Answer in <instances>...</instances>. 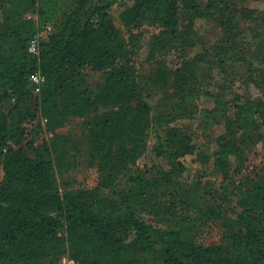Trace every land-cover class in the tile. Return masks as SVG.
<instances>
[{
  "label": "trees",
  "instance_id": "obj_1",
  "mask_svg": "<svg viewBox=\"0 0 264 264\" xmlns=\"http://www.w3.org/2000/svg\"><path fill=\"white\" fill-rule=\"evenodd\" d=\"M118 1L0 0V264H58L65 253L77 264H264V177L244 183L231 165L248 143L264 138V70L246 60L250 39L264 36V9L240 0H128L120 13L128 32L147 19L161 27L148 43L155 66L145 77L111 13ZM199 20L222 35L205 40ZM47 25L52 30L33 54L30 42ZM130 42L138 43L137 34ZM172 47L183 56L176 67L158 59ZM37 70L45 77L39 92L31 83ZM90 71L103 72V80L87 84ZM237 81L256 84L259 95L240 94L233 103ZM203 95L216 102L226 126L214 153V171L226 181L211 193L181 181L184 157L208 159L180 123L193 118ZM70 116L85 117L88 161L100 172L93 189H61L57 169L75 166L77 157L73 138L56 130ZM154 125L166 130L149 147ZM44 132L52 135L36 144ZM144 155L146 164L131 171L130 197L170 228L110 189ZM189 220H220L229 243L198 242Z\"/></svg>",
  "mask_w": 264,
  "mask_h": 264
},
{
  "label": "rangeland",
  "instance_id": "obj_2",
  "mask_svg": "<svg viewBox=\"0 0 264 264\" xmlns=\"http://www.w3.org/2000/svg\"><path fill=\"white\" fill-rule=\"evenodd\" d=\"M240 2L252 8L264 9V0H240ZM131 4L132 2L128 0H119L111 8V13L117 19L118 26L121 27L125 33V38L129 42L128 47L133 52L132 56L135 59L139 72L145 77H149L152 73V68L155 66V61L153 62L149 57L148 43L152 35L157 34L161 30V27L152 19H147L144 20L140 26L130 27L128 32V29L120 19V13L126 6ZM184 17L185 18L182 20V30L185 29V25L188 23L187 15ZM197 28L200 33L203 34L205 40H209L210 42H214L222 35L221 28L215 27L205 20H199L197 22ZM131 34H137L138 43L136 45H134L133 42H130ZM249 36L252 35L250 34ZM197 50H199L198 47L193 50L191 54ZM182 57V53L179 52L176 47H172L171 50L158 57V59L161 61L166 60L170 66L176 67L180 64ZM246 60L259 70H264V36L261 35L260 37L250 39L249 51L246 53ZM85 77L87 84H95L103 80L104 73L90 71L85 73ZM211 85H213V82ZM212 87L214 90L217 89L220 91L221 89L219 84L213 85ZM231 90L233 94L229 95V98H231L233 103L235 102L236 97L240 94L255 97L259 95L260 92V89L256 84H248L245 81H237L232 85ZM150 101L154 107V112L161 110V107L155 105L156 100ZM216 106V102L212 98L203 95L197 102L193 118L180 121L183 126H187L194 134H196V144L198 147L197 153L205 152L208 154V159L204 162L197 156V154L184 157L187 171L184 173L181 181L185 182V185H190L197 181L196 184L203 193H211L214 190H217L221 183L226 181L223 174L214 171V153L218 148L217 138L226 131L224 116ZM230 106L233 107V105ZM228 110L231 111L232 109L228 108ZM84 118L85 117L82 116H70L67 121L56 130L59 134H66L73 138L74 146L71 147V152L77 157L75 166L70 167L69 164L61 165L57 169L61 189L64 192L75 189H93L99 184L100 172L96 167L89 164L88 143L81 134V125ZM32 124L33 122L28 123L29 126ZM165 130L166 127L160 128L156 125L152 126L148 133L149 147H152L158 142L160 135L164 134ZM51 135L52 133L50 132L40 134V137L35 140L36 144L41 143L44 138H48ZM32 136L33 135L30 134L27 140H30ZM245 145L246 143H242V146ZM26 150L30 155L34 156V153L28 147H26ZM238 162L241 165L239 172L236 170ZM144 164H146L145 155L140 158L137 166H134L128 172L123 173L110 189L118 198L127 199L139 215L146 216L149 221L154 222L157 225L170 228V225L164 220L163 216H155L149 213L148 207L142 199L139 197H130L128 188L131 185L129 180L131 171L138 166L143 167ZM231 165L233 175H236L234 177L244 183L252 178L259 179L264 177V138H256L251 143H248L244 154L239 158L233 157ZM3 179L4 172L0 171V180ZM207 198V202L213 200L209 194H207ZM195 214L196 212L193 213V215ZM185 225L189 230V233L202 244L210 245L229 243L227 238L228 232L220 220H204L197 222L189 220Z\"/></svg>",
  "mask_w": 264,
  "mask_h": 264
},
{
  "label": "built area",
  "instance_id": "obj_3",
  "mask_svg": "<svg viewBox=\"0 0 264 264\" xmlns=\"http://www.w3.org/2000/svg\"><path fill=\"white\" fill-rule=\"evenodd\" d=\"M51 30L52 26L47 25L42 31H40L34 36V38L30 42V51L33 54H39L40 43L42 39L47 35V33ZM44 79L45 77L41 70H37L32 74L31 83L35 85L36 92H39V90L41 89ZM58 264H77V261L70 253H65L60 257Z\"/></svg>",
  "mask_w": 264,
  "mask_h": 264
}]
</instances>
